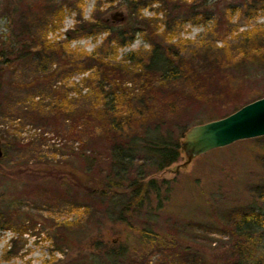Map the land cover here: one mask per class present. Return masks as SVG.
<instances>
[{
    "label": "rangeland",
    "instance_id": "1",
    "mask_svg": "<svg viewBox=\"0 0 264 264\" xmlns=\"http://www.w3.org/2000/svg\"><path fill=\"white\" fill-rule=\"evenodd\" d=\"M173 4L204 7L194 14ZM258 8L257 0H141L138 20L147 21L157 41L137 32L129 45L119 46L104 43L108 32L90 33L81 26L96 19L107 26L127 23L131 15L125 0H0V47L18 59L4 74L0 94V264H215L233 250L240 239L234 223L257 202V187L264 185V137L212 150L187 166H182V153L170 167L143 178L144 183L155 180L158 191H151L139 212L120 221L109 214L112 202L85 200L75 186L83 179L84 153L100 156L107 146L88 117L97 99L84 79L95 71L83 63L87 55L114 49L115 56L108 55L111 66L133 67L126 56L146 60L167 27L173 31L168 40L185 59L210 42L219 48L231 44V58L240 34L264 24ZM65 39L62 54L37 53L43 44ZM143 71L128 68L123 82L144 95L143 106L169 123L175 135L184 126L208 122V114L223 118V110L214 113L209 104H195L186 83L161 85L158 74ZM249 84L236 110L257 100H252L255 91L264 92V72ZM58 87L67 95L71 120L51 111ZM144 113L152 115L146 108ZM145 228L168 249L147 247L140 234Z\"/></svg>",
    "mask_w": 264,
    "mask_h": 264
},
{
    "label": "trees",
    "instance_id": "2",
    "mask_svg": "<svg viewBox=\"0 0 264 264\" xmlns=\"http://www.w3.org/2000/svg\"><path fill=\"white\" fill-rule=\"evenodd\" d=\"M140 1L125 0L131 15L127 23L107 26L102 20L96 19L93 23H84L81 30H90V33L94 30L108 32L110 37L104 42L107 45L110 41L119 46L129 45L137 32L150 35L151 40L156 42L155 30L150 28L144 19L138 20V17H141L137 13ZM258 2V10L264 13V0H257ZM172 7H184L196 14V10L200 11L204 5L176 6L173 4ZM172 33L171 28L167 27L160 36L161 41L151 45L146 60L137 61L132 54L126 56L125 60L131 62L133 67L127 66L121 69L118 66L117 68L111 66L108 55L115 56L114 49H110L105 55L96 53L87 55L83 63V66L95 71L84 79L92 83L97 99L88 117L96 122L94 131L100 133L101 138H105L107 146L103 155L100 156H97L95 151H91L89 155L84 153L83 179H78L75 186L82 190L85 200L112 202L114 206H111L109 214L115 213L120 221H125L128 216L139 212L151 191H158L159 187L155 180L150 179L146 183L142 180L179 161L183 153L180 147L182 141L179 139H184L188 130V127L184 126L175 135L169 123L161 122L156 115L152 114L150 106H143L141 98L144 95L126 87L127 83L123 82L121 74L126 73L128 68H142L145 73L158 74L161 85L166 81L184 82L190 87L195 104L200 103V106L209 104L214 107V113L223 110L225 114L222 117H225L244 104L237 101L238 97L247 84L255 83L264 72L263 23L256 24L240 34V40L236 45L237 51L231 58L229 57L231 44L224 42L223 47L219 48L215 42H210L201 43L191 53L193 58L185 59L177 44L168 40ZM67 42L65 39L43 44L37 53L60 51L62 54L64 48L68 46ZM16 60L18 59L9 57L4 47H0V94L4 84L3 76ZM225 70H234L239 75H232L230 72L225 75ZM51 74L55 76L57 72L54 71ZM216 76H223V78L220 77L218 85L214 86L212 79ZM61 89L58 87L53 90L51 111L62 114L63 120L68 121L72 119L71 112L67 95ZM252 96H254L252 100L259 99L264 96V92L255 91ZM134 101H137L139 105H134ZM145 108L148 115L152 114L149 118L144 113ZM216 117L211 113L206 119L209 122L218 119ZM198 124L202 122L195 123V125ZM70 125L73 129L75 128L73 124ZM2 150L4 157L3 146ZM139 156L142 163L136 165L135 162ZM94 174L97 175L96 178ZM66 192L67 190L65 194ZM240 213V220L233 226L240 239L233 250L215 264H264V185L257 187V202L248 205ZM140 234L142 242L147 247L168 249L167 242L158 239L148 229L140 230ZM91 262L95 264L94 260ZM200 264L208 263L202 261Z\"/></svg>",
    "mask_w": 264,
    "mask_h": 264
},
{
    "label": "water",
    "instance_id": "3",
    "mask_svg": "<svg viewBox=\"0 0 264 264\" xmlns=\"http://www.w3.org/2000/svg\"><path fill=\"white\" fill-rule=\"evenodd\" d=\"M260 137H264V97L226 117L190 127L180 144L186 159L182 166L212 150ZM2 157L0 141V160Z\"/></svg>",
    "mask_w": 264,
    "mask_h": 264
}]
</instances>
